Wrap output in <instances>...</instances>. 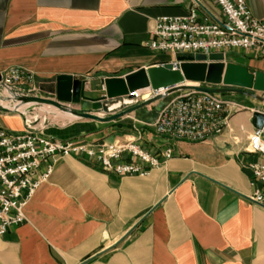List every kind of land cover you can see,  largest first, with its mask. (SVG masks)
I'll use <instances>...</instances> for the list:
<instances>
[{
	"label": "crops",
	"instance_id": "obj_1",
	"mask_svg": "<svg viewBox=\"0 0 264 264\" xmlns=\"http://www.w3.org/2000/svg\"><path fill=\"white\" fill-rule=\"evenodd\" d=\"M201 1L211 20L222 17L213 0ZM246 1L254 17L264 18V0ZM192 4L0 0V73L12 66L25 69L36 92L41 85L54 88L57 75L70 74L88 80L86 94L98 97L107 77L175 60H162L145 44L156 18L185 15ZM242 54L251 72L264 71V56ZM168 99L111 122L74 116L31 126L20 115H1L0 127L11 132L31 126L92 145L142 129L145 146L157 151L171 146L173 157L148 175L120 176L86 154L59 155L53 173L29 200L26 221L0 235V264H264V207L248 198L249 165L264 158L247 150L252 111L264 108L239 101L242 109L218 137L168 142L145 126ZM84 104L91 103L81 104L90 110Z\"/></svg>",
	"mask_w": 264,
	"mask_h": 264
},
{
	"label": "built area",
	"instance_id": "obj_2",
	"mask_svg": "<svg viewBox=\"0 0 264 264\" xmlns=\"http://www.w3.org/2000/svg\"><path fill=\"white\" fill-rule=\"evenodd\" d=\"M213 1L222 13L221 18L211 20L202 1L192 0L187 14L156 18L151 38L145 45L154 52L173 55L175 60L170 63L174 69L179 67L178 55L223 54L226 62L228 54L234 51H256L264 56V18L254 17L246 0ZM1 75L0 87L12 98L23 99L34 94L36 88L28 86L31 74L25 69L12 66ZM164 91L167 89L138 90L132 98L123 100L139 103ZM259 93L264 98V92ZM168 97L155 119L145 125L168 142L212 140L224 132L233 114L242 109L221 93L205 90H180ZM145 134L139 129L133 137L92 145L77 139L61 140L30 126L20 132L0 127V235L26 221L25 208L53 173L59 155L86 154L95 158L106 171L120 176L148 175L173 157L171 146L160 151L145 146ZM247 150L264 158L263 129L254 128L249 134ZM43 162L45 167L41 170ZM249 166L253 192L248 198L264 207V162H253Z\"/></svg>",
	"mask_w": 264,
	"mask_h": 264
},
{
	"label": "water",
	"instance_id": "obj_3",
	"mask_svg": "<svg viewBox=\"0 0 264 264\" xmlns=\"http://www.w3.org/2000/svg\"><path fill=\"white\" fill-rule=\"evenodd\" d=\"M176 61L179 67L174 69L171 63L163 66L155 65L140 68L121 77H107L103 80L105 93L99 97L86 94L88 80L77 78L70 74H59L54 81V99L39 96L23 97L27 101H36L51 104L64 111L71 112L81 119H90L100 122H111L125 115L157 101L163 100L180 90H205L214 93H238L251 95L260 101L264 98L254 92H264V71L251 72L245 65L225 61L223 54L205 55H178ZM2 75L0 73V81ZM203 83L208 85L197 86L187 83ZM215 86V87H213ZM220 86V88H217ZM167 89L152 98L139 103L124 101V97L132 98L135 91L144 89ZM83 102L91 103L93 111H102L107 116H100L90 111L69 108L68 105H79ZM119 104L109 109V105ZM0 111L8 112L7 108L0 106ZM252 124L256 129L264 131V111H252Z\"/></svg>",
	"mask_w": 264,
	"mask_h": 264
},
{
	"label": "rangeland",
	"instance_id": "obj_4",
	"mask_svg": "<svg viewBox=\"0 0 264 264\" xmlns=\"http://www.w3.org/2000/svg\"><path fill=\"white\" fill-rule=\"evenodd\" d=\"M160 57L162 60L165 61H171L173 59V55L163 52L160 53ZM228 58L235 61L236 63L242 64L244 63V58L242 52H230L228 54ZM188 85H194V83L188 82ZM215 87V86H213ZM217 88H220V86H217ZM54 88L48 85L44 86L41 85V90H36L34 91V94L32 96H39L43 98H51L54 99V94H53ZM249 93H254L257 96H262L261 93L259 92H254V91H248ZM178 92L173 93V95L177 94ZM98 97L103 95L102 91L97 92ZM223 96L228 97L230 100L234 101L238 105L241 106L239 101L245 102V103H254V105H257L258 107H261L262 109L264 108V101H260L256 99L255 97L251 95H240L237 93H222ZM4 91L2 87H0V106L9 109L10 111L5 112V111H0V116L3 114H10V115H20L25 121L27 120L31 126H37V125H48L49 122H57V123H63L64 120L58 119L56 115V111L59 110L55 106L47 103H41V102H36V101H27L24 98L20 99H14ZM16 100V101H15ZM12 102L16 104V106L12 107ZM153 104V103H152ZM10 105V106H9ZM18 105V106H17ZM24 105V106H23ZM151 105V104H150ZM23 106V107H20ZM49 107L46 110L42 109L44 107ZM69 108H74L77 110H84V107L81 108V104L79 105H68ZM86 108L90 109L88 111L94 112L95 114L100 115V111H93L92 108L89 106V104H84ZM89 106V107H88ZM20 109V110H19ZM53 109V110H52ZM27 110V111H26ZM87 111V110H86ZM58 112V111H57ZM56 115V116H55ZM52 117V118H51ZM58 119V120H57ZM57 120V121H56ZM30 126V127H31ZM32 128V127H31Z\"/></svg>",
	"mask_w": 264,
	"mask_h": 264
},
{
	"label": "bare ground",
	"instance_id": "obj_5",
	"mask_svg": "<svg viewBox=\"0 0 264 264\" xmlns=\"http://www.w3.org/2000/svg\"><path fill=\"white\" fill-rule=\"evenodd\" d=\"M160 91H161V89H160ZM12 104V107H14V106H16V104L14 103V102H12L11 103ZM10 106V105H9ZM18 106V105H17ZM24 106V105H23ZM23 106H20V107H23ZM119 106V104H117V103H114V104H112V105H109L108 107H109V109H112V108H116V107H118ZM54 107V106H53ZM49 109V107L47 106V107H44V108H42V109H44V110H46V109ZM55 108H56V106H55ZM57 109H59V110H57L56 111V115H57V118L58 119H62V120H65V119H72V118H74V116L76 117V118H78L76 115H74V114H72L71 112H68V111H64V110H62V109H60V108H58L57 107ZM20 110V109H19ZM53 110V109H52ZM27 111V110H26ZM55 115V116H56ZM52 118V117H51ZM57 119V120H58ZM56 120V121H57Z\"/></svg>",
	"mask_w": 264,
	"mask_h": 264
},
{
	"label": "flooded vegetation",
	"instance_id": "obj_6",
	"mask_svg": "<svg viewBox=\"0 0 264 264\" xmlns=\"http://www.w3.org/2000/svg\"><path fill=\"white\" fill-rule=\"evenodd\" d=\"M238 94V93H237ZM240 95H245V94H240ZM246 96V95H245Z\"/></svg>",
	"mask_w": 264,
	"mask_h": 264
}]
</instances>
